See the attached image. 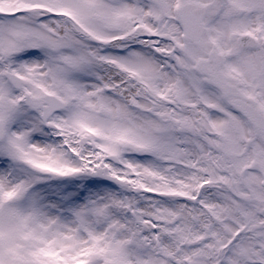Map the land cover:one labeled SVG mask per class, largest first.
<instances>
[{"label": "snow or ice", "instance_id": "6c2138e0", "mask_svg": "<svg viewBox=\"0 0 264 264\" xmlns=\"http://www.w3.org/2000/svg\"><path fill=\"white\" fill-rule=\"evenodd\" d=\"M0 264H264V0H0Z\"/></svg>", "mask_w": 264, "mask_h": 264}]
</instances>
